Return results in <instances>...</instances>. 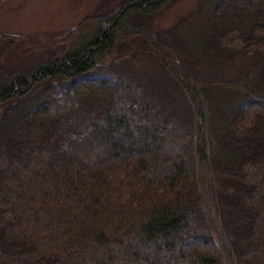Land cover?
<instances>
[{
  "label": "trees",
  "instance_id": "1",
  "mask_svg": "<svg viewBox=\"0 0 264 264\" xmlns=\"http://www.w3.org/2000/svg\"><path fill=\"white\" fill-rule=\"evenodd\" d=\"M172 1L1 63L0 264H264V0Z\"/></svg>",
  "mask_w": 264,
  "mask_h": 264
},
{
  "label": "rangeland",
  "instance_id": "2",
  "mask_svg": "<svg viewBox=\"0 0 264 264\" xmlns=\"http://www.w3.org/2000/svg\"><path fill=\"white\" fill-rule=\"evenodd\" d=\"M126 1L129 0H0V68L6 61L20 69L29 68L59 34L78 27L86 18L117 10ZM197 1H172L157 21L162 27L171 26L193 13Z\"/></svg>",
  "mask_w": 264,
  "mask_h": 264
}]
</instances>
